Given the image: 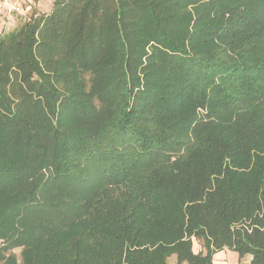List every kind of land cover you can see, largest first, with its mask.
I'll return each mask as SVG.
<instances>
[{
    "label": "trees",
    "instance_id": "1",
    "mask_svg": "<svg viewBox=\"0 0 264 264\" xmlns=\"http://www.w3.org/2000/svg\"><path fill=\"white\" fill-rule=\"evenodd\" d=\"M225 249L264 264V0H54L0 35L2 264Z\"/></svg>",
    "mask_w": 264,
    "mask_h": 264
},
{
    "label": "rangeland",
    "instance_id": "2",
    "mask_svg": "<svg viewBox=\"0 0 264 264\" xmlns=\"http://www.w3.org/2000/svg\"><path fill=\"white\" fill-rule=\"evenodd\" d=\"M53 2L52 1L50 2V0H34L33 3L34 10L32 12L33 16L34 14L36 15V13L41 14V12L43 11L49 10L48 12H50ZM36 4L38 6H36ZM23 11L25 12L26 9L23 8ZM23 17L24 16L22 14H12V15L3 14L2 16H0V35L12 32L18 26V24L23 21ZM200 249H202L200 243L194 240L193 242L194 253L197 254L200 251ZM19 251H20L19 249L13 250V252L17 257L18 263L20 262ZM204 254L205 252L203 253V255ZM249 260H250L249 257L246 256L240 258L236 252L228 249L218 251L214 253V255L212 256L213 264H248ZM0 264H2V261L0 262Z\"/></svg>",
    "mask_w": 264,
    "mask_h": 264
},
{
    "label": "built area",
    "instance_id": "3",
    "mask_svg": "<svg viewBox=\"0 0 264 264\" xmlns=\"http://www.w3.org/2000/svg\"><path fill=\"white\" fill-rule=\"evenodd\" d=\"M23 8L26 9L25 12ZM33 10V5L28 3V0H0V16L22 14L23 18L28 20L33 16Z\"/></svg>",
    "mask_w": 264,
    "mask_h": 264
},
{
    "label": "crops",
    "instance_id": "4",
    "mask_svg": "<svg viewBox=\"0 0 264 264\" xmlns=\"http://www.w3.org/2000/svg\"><path fill=\"white\" fill-rule=\"evenodd\" d=\"M53 2L54 0H50V2ZM28 3H30V4H32V5H34L33 3H34V0L32 1V0H28ZM52 4V3H51ZM36 6H38L37 4H36ZM36 10V9H35ZM49 11V10H48ZM48 11H43V12H41V13H47ZM37 14V13H36ZM25 20H27V19H24L23 18V21H25ZM201 250V249H200Z\"/></svg>",
    "mask_w": 264,
    "mask_h": 264
}]
</instances>
